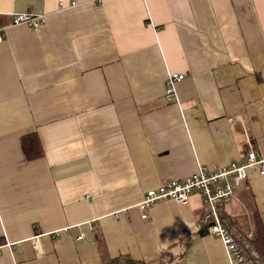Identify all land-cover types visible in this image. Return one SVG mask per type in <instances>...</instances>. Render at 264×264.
Returning <instances> with one entry per match:
<instances>
[{"label":"crops","instance_id":"0c3cea01","mask_svg":"<svg viewBox=\"0 0 264 264\" xmlns=\"http://www.w3.org/2000/svg\"><path fill=\"white\" fill-rule=\"evenodd\" d=\"M0 36V264H230L199 195L139 204L264 146V0H0ZM249 203L264 226L257 168L224 206L251 238Z\"/></svg>","mask_w":264,"mask_h":264},{"label":"built area","instance_id":"2783aa9c","mask_svg":"<svg viewBox=\"0 0 264 264\" xmlns=\"http://www.w3.org/2000/svg\"><path fill=\"white\" fill-rule=\"evenodd\" d=\"M44 23L45 16L43 15L22 13L14 16L15 25L38 28ZM2 40L3 38L0 36V41ZM184 78V74H168L165 90L168 101L176 100V84ZM251 168L259 169V173L264 176V146L258 150H250L244 162H232L216 169L200 167L193 176L180 180L174 179L149 190L139 204L142 218L147 219V212L161 202L175 201L179 204H186L192 195L197 194L202 199L205 211L213 217L214 223L208 228V232L221 239L230 264H253L245 259L242 250L222 223L220 216V208L235 199L236 190L245 182ZM10 246L9 242L0 243V255L3 248Z\"/></svg>","mask_w":264,"mask_h":264},{"label":"trees","instance_id":"16d2710c","mask_svg":"<svg viewBox=\"0 0 264 264\" xmlns=\"http://www.w3.org/2000/svg\"><path fill=\"white\" fill-rule=\"evenodd\" d=\"M22 150L28 161L41 159L44 156V149L37 133H30L22 137ZM254 205V204H253ZM248 204V210L252 216L254 235L249 237L248 232L241 231L237 228L236 220L227 215L224 207L220 208L221 221L227 227L229 232L235 238L238 246L246 260L253 264H264V226L257 209ZM200 235H206L208 228L214 223L213 217L208 215L204 210L200 219ZM103 245V240L99 239V246ZM104 264H145L136 261L129 256H119L117 258L104 259Z\"/></svg>","mask_w":264,"mask_h":264}]
</instances>
